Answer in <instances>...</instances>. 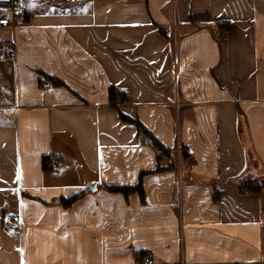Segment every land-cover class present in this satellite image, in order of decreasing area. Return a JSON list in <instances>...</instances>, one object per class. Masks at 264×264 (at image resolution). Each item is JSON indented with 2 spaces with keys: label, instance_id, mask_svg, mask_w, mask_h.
Here are the masks:
<instances>
[{
  "label": "crops",
  "instance_id": "0c3cea01",
  "mask_svg": "<svg viewBox=\"0 0 264 264\" xmlns=\"http://www.w3.org/2000/svg\"><path fill=\"white\" fill-rule=\"evenodd\" d=\"M9 2L0 264H264V0Z\"/></svg>",
  "mask_w": 264,
  "mask_h": 264
},
{
  "label": "trees",
  "instance_id": "16d2710c",
  "mask_svg": "<svg viewBox=\"0 0 264 264\" xmlns=\"http://www.w3.org/2000/svg\"><path fill=\"white\" fill-rule=\"evenodd\" d=\"M115 97H116L115 89H114V87H110L109 101L113 103L115 100L114 99ZM119 116H120V119L122 121L130 122V123L134 124L136 129H137L138 134H144L147 137L148 143L156 148V150H157L156 156L158 159L163 155H166V156L170 155V147H168L167 145L162 143L158 138H156L142 124V122L140 120H138V118L129 117V116L123 114L121 111L119 112ZM47 161H48V157H43V167L44 168L47 167ZM161 168H162L161 166L157 167V169H161ZM246 183H248L247 189L250 191H258L262 188V184L258 183L256 181L252 182V181H248V179H244L241 181L242 185H244ZM107 188L111 191L120 192V193H123L125 195H127L128 193H131V192L138 191L140 196H143L142 184H141L140 180H138L137 183H135L133 185L117 184V185H109V186H107ZM78 196H79V193L73 194L67 198H62L61 202L63 205L67 206V205L71 204L76 198H78Z\"/></svg>",
  "mask_w": 264,
  "mask_h": 264
},
{
  "label": "built area",
  "instance_id": "2783aa9c",
  "mask_svg": "<svg viewBox=\"0 0 264 264\" xmlns=\"http://www.w3.org/2000/svg\"><path fill=\"white\" fill-rule=\"evenodd\" d=\"M26 8V0H10L8 5L9 13L12 17H21L24 14V10ZM11 19L9 18L7 13L0 14V26L5 27L10 25ZM8 53H10V49L8 45L0 46V58L5 57ZM43 87H51L52 84L49 82H42ZM3 221L5 225L10 227L11 229L18 228V221L11 215L5 214L3 217ZM144 262L147 264H152V260L149 258H144Z\"/></svg>",
  "mask_w": 264,
  "mask_h": 264
},
{
  "label": "snow or ice",
  "instance_id": "6c2138e0",
  "mask_svg": "<svg viewBox=\"0 0 264 264\" xmlns=\"http://www.w3.org/2000/svg\"><path fill=\"white\" fill-rule=\"evenodd\" d=\"M22 251V250H21Z\"/></svg>",
  "mask_w": 264,
  "mask_h": 264
}]
</instances>
